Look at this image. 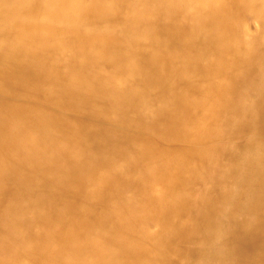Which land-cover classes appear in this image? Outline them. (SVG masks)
Instances as JSON below:
<instances>
[{
	"label": "bare ground",
	"instance_id": "obj_1",
	"mask_svg": "<svg viewBox=\"0 0 264 264\" xmlns=\"http://www.w3.org/2000/svg\"><path fill=\"white\" fill-rule=\"evenodd\" d=\"M0 264H264V0H0Z\"/></svg>",
	"mask_w": 264,
	"mask_h": 264
}]
</instances>
